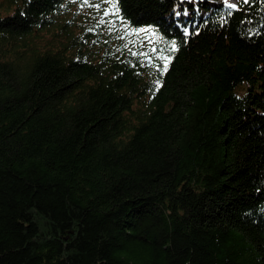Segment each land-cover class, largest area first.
I'll return each mask as SVG.
<instances>
[{
    "label": "trees",
    "instance_id": "1",
    "mask_svg": "<svg viewBox=\"0 0 264 264\" xmlns=\"http://www.w3.org/2000/svg\"><path fill=\"white\" fill-rule=\"evenodd\" d=\"M229 3L0 0V264H264V2Z\"/></svg>",
    "mask_w": 264,
    "mask_h": 264
},
{
    "label": "snow or ice",
    "instance_id": "2",
    "mask_svg": "<svg viewBox=\"0 0 264 264\" xmlns=\"http://www.w3.org/2000/svg\"><path fill=\"white\" fill-rule=\"evenodd\" d=\"M85 2H87V0H85ZM108 2L110 3V7H111V14L112 15H115L117 16V18L120 20L121 23H124V19L123 17H120L119 16V5H118V0H108ZM183 3H188V2H191V0H182ZM205 2H207V0H205ZM262 2H264V0H262ZM252 3V0H241V4L243 5H247V4H250ZM95 7H99V5H95ZM221 7L223 8H226L228 9V15L231 16L232 15V12L233 11H239L240 10V6L239 5H236V4H232V3H229V0H222V4H221ZM110 13L109 11L106 9L104 11V16H108ZM175 16L176 17H179L181 15H187L188 12L187 10H184V11H176L175 13ZM99 24H103L105 23V21L103 19H101L99 22ZM109 23H112V22H109ZM91 31V29L89 30ZM136 31H144V29H140V30H136ZM187 31V29H186ZM172 50L175 51L176 48H175V42H173V45H172ZM157 51L156 49H153V52ZM162 51V50H161ZM132 55L134 56H138V55H147L146 53H136V52H133ZM149 59H152L151 56H149ZM160 59L164 60V64L161 66L160 69L158 70H161V73H165L168 71V65H169V57H165V56H161ZM159 83V82H157Z\"/></svg>",
    "mask_w": 264,
    "mask_h": 264
},
{
    "label": "rangeland",
    "instance_id": "3",
    "mask_svg": "<svg viewBox=\"0 0 264 264\" xmlns=\"http://www.w3.org/2000/svg\"><path fill=\"white\" fill-rule=\"evenodd\" d=\"M229 1H234V0H229Z\"/></svg>",
    "mask_w": 264,
    "mask_h": 264
}]
</instances>
